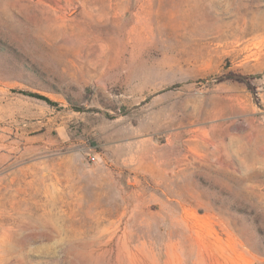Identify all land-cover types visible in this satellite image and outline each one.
<instances>
[{
  "label": "rangeland",
  "instance_id": "1",
  "mask_svg": "<svg viewBox=\"0 0 264 264\" xmlns=\"http://www.w3.org/2000/svg\"><path fill=\"white\" fill-rule=\"evenodd\" d=\"M0 264H264V0H0Z\"/></svg>",
  "mask_w": 264,
  "mask_h": 264
}]
</instances>
